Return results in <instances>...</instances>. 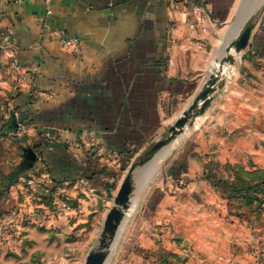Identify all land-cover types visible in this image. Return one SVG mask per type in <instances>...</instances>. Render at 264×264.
Instances as JSON below:
<instances>
[{
    "label": "crops",
    "instance_id": "0c3cea01",
    "mask_svg": "<svg viewBox=\"0 0 264 264\" xmlns=\"http://www.w3.org/2000/svg\"><path fill=\"white\" fill-rule=\"evenodd\" d=\"M235 2L52 0L48 14L42 0H0V218L27 205L32 171L50 172L60 195L83 208L48 228L18 219L0 232V264H86L125 161L157 143L201 90ZM253 27L250 68L233 69L205 112L216 136L173 158L180 179L167 198L171 221L159 241L147 229L135 248L146 264L142 253L188 243L202 252L188 264H264V180L256 175L264 173V11ZM19 122L28 123L20 138L11 135ZM202 173L225 181L195 180Z\"/></svg>",
    "mask_w": 264,
    "mask_h": 264
},
{
    "label": "rangeland",
    "instance_id": "374dc122",
    "mask_svg": "<svg viewBox=\"0 0 264 264\" xmlns=\"http://www.w3.org/2000/svg\"><path fill=\"white\" fill-rule=\"evenodd\" d=\"M240 0H236L234 10L239 5ZM264 11V4L261 8L253 15L250 19V23L254 24L261 17V13ZM234 13H231L226 20L224 25V30H226L234 20ZM223 30V31H224ZM223 31L221 35H223ZM222 38V36H221ZM236 36L234 37V39ZM229 40V39H228ZM251 42V41H250ZM248 48V47H247ZM243 50L236 57V62L230 64L232 70H237L239 67L250 68V64L245 62V58L254 59L248 49ZM213 65V64H212ZM256 65V64H255ZM230 73H226L222 76L220 81V88H224L228 81L232 80ZM217 93V92H216ZM219 94L216 95V98L219 97ZM215 98V97H214ZM206 113L198 117L192 125H189L186 128V131L180 135L176 136V139L171 143L170 150L168 154L158 162L156 160V154L161 150H153L156 141L149 144L144 151L139 155L130 158V160L125 161L123 166V172L119 177V182H123L124 179L132 173L134 177V186L135 191L132 198V205L128 211L129 216L126 223L123 226V229L120 233L118 240L115 245L112 246L111 258L108 264H146V262L139 259L140 253L135 251V248L138 247V244L145 243V238L143 237V232L145 230H150L148 234H153L155 237L157 234V241H159V236L161 232H166V227L170 223V210L174 206H171L168 201V197L173 195L175 191L176 182L180 179V176L176 173L175 162H173L174 156L180 151H185L186 149L193 150L197 147L202 148L203 145L209 144L211 142L212 136H216V132L210 131L209 120L205 119ZM174 125V123H173ZM171 128V126H169ZM166 127L162 135L158 140L165 139L170 133V128ZM226 128H224V131ZM212 135V136H211ZM184 163V162H183ZM199 163V161L197 162ZM185 164V163H184ZM178 163L180 169H185V165ZM120 168V167H119ZM50 174V172H49ZM258 176L259 182L264 180V173L256 174ZM244 176V175H243ZM250 176V174H248ZM51 179L58 183L56 179L50 174ZM210 178H218L216 174L202 173L196 176L195 180ZM243 178V177H242ZM221 179V178H219ZM249 179V178H248ZM225 181L224 179H221ZM249 179L248 181H250ZM213 194L220 196L221 193L219 189L214 187L212 188ZM60 196L59 190L54 189L53 187L42 185L38 190H35L34 193L27 194L24 190V196L27 198V205L20 206L22 209V214L18 218L21 222L26 224H34L31 222L30 216L35 214L34 212H42L44 209L41 207L40 197L45 195L44 201L45 205L50 206L53 198H56L53 195ZM50 195V196H48ZM63 198V197H62ZM72 202V199L65 197ZM110 204L114 205L115 196H110ZM75 205V204H74ZM201 205L195 207V214L200 215L202 212ZM36 210V211H35ZM73 212V211H72ZM69 214V213H67ZM60 216H56L49 226H53L54 221L58 220ZM198 217H196V220ZM48 226V227H49ZM41 228V227H40ZM104 228V223H100L97 227V230L94 235V239L91 241L93 247H98L100 244V239L102 237V232ZM185 238V237H183ZM182 239V238H181ZM184 241V240H183ZM182 251H170L163 249L158 250L156 254L142 253L144 259H147V264H188L191 260H198V256H201L202 252L198 254L194 253V248L192 243L181 245ZM161 251V252H160Z\"/></svg>",
    "mask_w": 264,
    "mask_h": 264
},
{
    "label": "water",
    "instance_id": "95a60500",
    "mask_svg": "<svg viewBox=\"0 0 264 264\" xmlns=\"http://www.w3.org/2000/svg\"><path fill=\"white\" fill-rule=\"evenodd\" d=\"M263 4L264 0H241L233 25L228 30L222 46V56L217 59L221 66L225 63L234 64L237 55L249 47L254 28L253 24L249 21ZM236 32L237 36L234 39L232 37ZM221 79L222 75L220 71L209 74L201 90L174 125L171 126V133L165 139L159 140L154 145L153 150H160L169 146L176 139L177 135L184 133L189 125H192L198 117L206 112L221 86ZM134 191V177L130 173L122 182L115 196L114 205L107 214L100 244L97 248L90 251L86 264H108L110 261L111 248L118 240L129 216L128 211L132 205Z\"/></svg>",
    "mask_w": 264,
    "mask_h": 264
},
{
    "label": "built area",
    "instance_id": "2783aa9c",
    "mask_svg": "<svg viewBox=\"0 0 264 264\" xmlns=\"http://www.w3.org/2000/svg\"><path fill=\"white\" fill-rule=\"evenodd\" d=\"M25 1V0H19ZM47 6V13L51 14L52 10L50 8L52 0H42ZM185 3H190L195 0H183ZM200 8V7H197ZM201 20L191 22V27L195 28L196 24L200 23ZM63 34V33H62ZM63 42L69 46L77 47L79 45L78 40L75 38H63ZM38 90L36 89V93ZM28 123L26 122H19L17 129H15L11 135L15 137H23L27 132ZM49 148H52L50 145ZM42 185H47L53 187L56 190H59L58 183L51 179L49 172H39V171H32L30 172L25 178V190L26 193L29 195L34 193L35 190H38ZM50 196V195H48ZM57 196V195H53ZM7 198V191L4 188L0 187V204ZM45 195L40 197L41 207L44 209L42 212H34L35 214L30 216L31 222L36 224L38 227L41 228H48L51 224L53 219L56 216H61L63 214L71 213L72 211H76L80 213L83 211L82 206L80 204L74 205L70 200L64 199L60 196L53 198L50 206L45 205L44 201ZM22 209L20 206H15L9 210L8 218L1 219L0 218V232H8L13 231L17 225L21 222L18 221V217L21 216ZM24 215V214H23ZM21 225V224H20Z\"/></svg>",
    "mask_w": 264,
    "mask_h": 264
},
{
    "label": "bare ground",
    "instance_id": "6f19581e",
    "mask_svg": "<svg viewBox=\"0 0 264 264\" xmlns=\"http://www.w3.org/2000/svg\"><path fill=\"white\" fill-rule=\"evenodd\" d=\"M217 71H220L221 75H225L226 73H230L232 71L231 65L229 63H225L223 66L219 63V61L214 60L212 65V72L216 73ZM171 144L169 146H166L162 148L157 154H156V160L160 162L167 154L168 150H170ZM133 198V197H132Z\"/></svg>",
    "mask_w": 264,
    "mask_h": 264
},
{
    "label": "trees",
    "instance_id": "16d2710c",
    "mask_svg": "<svg viewBox=\"0 0 264 264\" xmlns=\"http://www.w3.org/2000/svg\"><path fill=\"white\" fill-rule=\"evenodd\" d=\"M210 179H212V182H213L215 185H218V186H220L221 183H224V181H222V180L219 179V178H210ZM248 189H250V186H249V187H242V188H240V191H245V190H248Z\"/></svg>",
    "mask_w": 264,
    "mask_h": 264
}]
</instances>
